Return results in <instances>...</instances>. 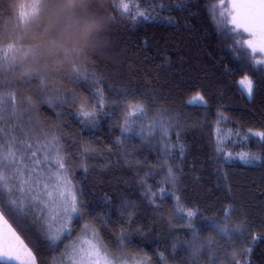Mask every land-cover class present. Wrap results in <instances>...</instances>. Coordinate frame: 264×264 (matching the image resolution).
Returning <instances> with one entry per match:
<instances>
[{
	"label": "trees",
	"instance_id": "16d2710c",
	"mask_svg": "<svg viewBox=\"0 0 264 264\" xmlns=\"http://www.w3.org/2000/svg\"><path fill=\"white\" fill-rule=\"evenodd\" d=\"M216 1L186 0L176 7L180 0H88L75 15L100 18L104 26L86 41L73 32L62 51L51 53L46 46L65 23V17L52 19L54 0H0L5 123L61 138L81 204L71 233L54 247L30 218L6 214L36 264H52L62 244L86 225L117 256L145 257L150 264H264V142L249 134L264 131V65L254 66L236 44L246 34L217 28L211 12ZM122 3L129 5L127 16L117 7ZM138 9H155L156 18L133 22ZM245 75L254 83L251 97L239 84ZM96 90L105 100L92 122L79 108L84 101L89 110L99 103ZM197 93L203 102L192 100ZM125 101L147 109L127 131ZM159 113L163 128L152 126ZM242 152L260 160L245 163ZM189 209L200 241L194 246L214 242L199 256L186 243L193 239L185 227ZM213 220L230 230L243 221V236L214 232Z\"/></svg>",
	"mask_w": 264,
	"mask_h": 264
},
{
	"label": "snow or ice",
	"instance_id": "6c2138e0",
	"mask_svg": "<svg viewBox=\"0 0 264 264\" xmlns=\"http://www.w3.org/2000/svg\"><path fill=\"white\" fill-rule=\"evenodd\" d=\"M147 2L155 3V0H147ZM185 3L186 0H180L176 7H181ZM117 7L122 9V15H128L129 5L127 3L119 4ZM159 7L163 9V3ZM217 8L223 9L219 12L218 18ZM154 11L155 9H138L135 15L131 16V20L133 22L153 20L156 18ZM211 12L221 32H227L230 35L243 33L250 37L247 40H237L236 44L241 50L250 54L254 66L264 65V59H254L257 54H264V0H230V3L228 0H222L221 4L212 6ZM84 79H87L86 75ZM239 84L242 91L246 90L248 96L251 97L254 90L253 81L248 76H244ZM95 95L99 97V103L91 110L86 107L87 101L82 102L79 108L81 117L92 122H95L98 112L103 109L105 100L100 90H96ZM4 99V94H0V225L3 226L0 228V257L20 261V264H36L31 249L13 229L6 214L8 217L21 220H27L30 212L33 215H39L41 219H45L46 214L49 213L54 218H66L61 219V227L55 230L47 223L44 225L45 241L50 247H54L61 241L62 234L67 230L73 214L80 212L79 190L68 178L66 167L68 158L64 154L65 149L61 144V138L54 133L24 128L19 124L7 126L3 115ZM193 100L203 102L204 98L197 93ZM64 102L67 103V100ZM192 102L189 101V103ZM121 106L128 109L123 114L125 121V125H122L123 131L128 130V122L133 117L145 116L147 113L146 107L139 102L125 101ZM15 110L16 104H13L12 115H15ZM157 123L163 128V113L153 117L152 126L154 127ZM249 134L259 137L264 142V131L249 129ZM163 147L167 149L168 145L165 144ZM217 151L220 149L218 148ZM238 156L245 163L260 160V156L253 153L242 152ZM167 177L175 181L171 168L168 169ZM177 210L184 211L179 205V198H177ZM195 214L193 210H187L186 215L189 219L185 227L192 229L193 239L186 243L191 249V255L199 256L201 248L210 252L214 242L209 238L203 241L200 247L194 246L200 243L198 233L191 221ZM229 215L230 206L224 209L225 219ZM209 227L224 236H228L231 231L240 237L243 236L244 222L242 221L239 226L230 230L213 220ZM87 228L86 225L85 232L71 245H65V253L70 254L69 264H123L122 258L111 250L99 233L93 230L89 237ZM252 239L255 241L257 237ZM176 246L173 244L174 249ZM245 251H250V249ZM160 255L163 259V253ZM232 255L235 256V253ZM141 264H150V262L142 261ZM235 264H244V262L236 261Z\"/></svg>",
	"mask_w": 264,
	"mask_h": 264
},
{
	"label": "clouds",
	"instance_id": "9594fccd",
	"mask_svg": "<svg viewBox=\"0 0 264 264\" xmlns=\"http://www.w3.org/2000/svg\"><path fill=\"white\" fill-rule=\"evenodd\" d=\"M88 0H54L52 19L53 21L60 17H65V23L61 30L60 37L50 42L46 46V51L55 53L63 50L64 39L73 32L80 40L86 41L93 33L98 32L103 26L104 21L97 17L75 15V10L83 8ZM30 69H24L23 74H27Z\"/></svg>",
	"mask_w": 264,
	"mask_h": 264
},
{
	"label": "rangeland",
	"instance_id": "374dc122",
	"mask_svg": "<svg viewBox=\"0 0 264 264\" xmlns=\"http://www.w3.org/2000/svg\"><path fill=\"white\" fill-rule=\"evenodd\" d=\"M221 2H222V0H217L216 3H215V5H219V4H221ZM228 3H230V0H228ZM220 11H223V9L222 8H217V10H216L217 16L219 15V12ZM248 39H250V37H248ZM259 56L261 57V59H264V54H260ZM245 76H247V75H245ZM243 77H241L239 79V81ZM245 92L247 94V91L246 90H245ZM193 98H192V100H193ZM67 175H68V178L71 180V178L69 176V173H67ZM72 184H73V182H72ZM37 212H38V210H37ZM75 215L76 214H73V217ZM73 217H72V219H73ZM28 218H30L36 224L37 229L41 233H43L44 237H45V228H44L45 223H47L53 230H55V229L61 227V219H66V218H63V217H61V218H54V216L51 213L46 214L45 219H41L39 217V215H33L31 212L29 213ZM72 219L69 221L67 230L63 232L61 241L64 239L65 236H67V235H69L71 233V229H72L71 222H72ZM2 227L3 226L0 225V228H2ZM92 231H93V229H91L89 227L87 228V233H88V236L89 237H90ZM84 232H85V226L82 228V230L78 234H76L72 238H69L67 241H65L62 244V247H61V250H60L59 254L56 255L53 258L52 264H69L70 254L65 253V245H71L72 242L75 241L77 239V237H80ZM60 242H58V244ZM69 253H70V250H69ZM118 257H121L122 258L123 264H141L142 261H147L145 257L124 256V255L118 256ZM0 261H11V262H15L17 264H20V261H13V260H9L8 258H2V257H0Z\"/></svg>",
	"mask_w": 264,
	"mask_h": 264
}]
</instances>
